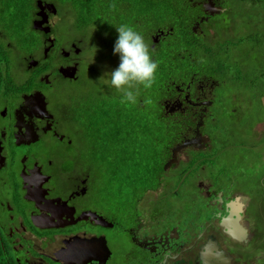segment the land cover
<instances>
[{
    "label": "flooded vegetation",
    "instance_id": "obj_1",
    "mask_svg": "<svg viewBox=\"0 0 264 264\" xmlns=\"http://www.w3.org/2000/svg\"><path fill=\"white\" fill-rule=\"evenodd\" d=\"M36 1L32 45L0 35L9 46L0 67V264H264V115L246 131L260 138V160L223 166L210 154L212 129L225 117L238 119L232 126L252 122L254 100L264 111V0L239 18L226 0H187L180 22L142 27L159 68L137 105L147 108L159 90L156 116L170 140L164 160L125 161L117 196L100 187L83 131L77 139L67 131L82 108L91 112L94 91L114 94L88 82L81 107L70 90L92 70L94 24L62 30L58 20L75 16L74 7L43 0L40 10ZM102 9L108 51L131 7L103 0ZM41 19L49 33L33 27ZM73 101L81 108L72 110Z\"/></svg>",
    "mask_w": 264,
    "mask_h": 264
},
{
    "label": "rangeland",
    "instance_id": "obj_2",
    "mask_svg": "<svg viewBox=\"0 0 264 264\" xmlns=\"http://www.w3.org/2000/svg\"><path fill=\"white\" fill-rule=\"evenodd\" d=\"M59 1V0H58ZM239 0H232V6L239 7L241 6L238 3ZM60 2V1H59ZM62 3V2H61ZM264 4V1L262 2ZM259 4H261L259 2ZM69 6L64 7L63 10H66ZM248 11V9L241 10L237 14V18L241 17V15ZM71 12L75 14V16H69L66 19L58 20V28L67 31L69 27H72L73 31H80L84 32L85 27L81 24L78 18V14L74 11V8L71 10ZM58 17V16H57ZM57 20V19H56ZM158 24L161 25L159 19ZM88 26V25H87ZM239 27H243L239 25ZM7 30V38L6 42H11L14 44H21L23 38L21 35L16 32L14 27L9 22L8 18H6L2 11H1V1H0V35L5 34L4 29ZM31 33H33L32 28L29 29ZM88 31L92 32L94 34L92 42V47L97 48V52L94 58V49H91L89 53V60L88 64L92 67V70L90 72H87L84 75L83 83H75L70 86V90L73 92H77L76 94L82 95L84 101L80 103L81 107L85 106L89 101L90 97L88 94L91 92V86L88 84V82H102L101 77L107 76V74L114 69L117 66V63L119 64V56L117 57V61L115 59V55L113 53V48H109L108 51L105 49V45L103 44V31L100 29L99 26H92L88 29ZM59 39L61 38L59 31L57 30ZM34 36V34H32ZM13 39L16 42H12L11 39ZM89 38V36H88ZM18 42V43H17ZM9 47V46H8ZM22 52H25L24 50H21ZM22 52H16V58H20L22 56ZM103 53V54H102ZM117 56V55H116ZM210 62H212V59H209ZM117 62V63H116ZM101 67H104V71L102 72V75L99 76V70ZM229 74V73H228ZM160 97V92L157 89L156 91H153L152 93L148 94L146 99H150V103L147 104V108L144 109V112L147 113V116L150 119L153 118V120L156 119V113H158V100ZM145 99V100H146ZM67 100L70 101V98H67ZM255 107L248 109V114H251L253 116V121L251 122L252 117L246 119L244 125L243 124H236V126H232V123H240L238 119H235V121H231L230 117H225V120H222L217 127H214L212 129L213 134V150L210 152V154H216L214 160H219V162L222 163V165H229L235 161L240 162L241 165L245 163V160H260V152L262 151V146H257L256 148H253L254 143H259L258 140L260 138H256V134H252L251 136H248L246 133L247 127L250 128V125L253 124L258 119V112H261L264 115V111H260L258 108L261 109L260 102L258 100H254ZM81 107L78 106L77 102L73 101V107L72 110H78ZM152 110H155L157 112H153ZM77 112V111H76ZM78 113V112H77ZM82 113V114H81ZM81 119L77 122H74L73 130H71L70 127H67L68 134L74 138L77 139L76 135L80 136L81 132L83 131L85 135L86 142H83V149L85 151V154L87 156L92 155L93 159L96 156L95 152L98 154H102L104 151V145L109 142L108 140L111 138V135L109 136L108 133H103L106 128H104L101 124H92V115L88 113L86 110L81 109ZM142 114V113H141ZM79 116L78 114H76ZM75 115V116H76ZM120 121L131 128V135L128 139V143L133 150L134 153L137 154V156H140L139 153L141 151L142 154L149 153L150 147H149V141L150 137L147 136L148 131L152 124L147 118L141 119V125H135L132 123H129L125 118L120 117ZM84 125H90V135L89 139L85 132ZM76 134V135H75ZM97 141H100L101 143L98 144ZM103 143V144H102ZM123 143V142H122ZM127 143V142H125ZM169 145V142H167L164 145L163 152H167V147ZM251 145V146H249ZM253 149H252V148ZM156 149V147H155ZM255 149V150H254ZM76 152V151H75ZM240 156H243V158H240ZM153 159V156L151 157ZM94 167H95V173L99 177V182L101 184L100 187H103L102 190L106 187L109 188L110 192L113 193L115 196H117L118 189L120 188L121 183V176L120 174L125 172L129 169L128 164L125 165L126 160H94ZM111 196V200H117V197Z\"/></svg>",
    "mask_w": 264,
    "mask_h": 264
},
{
    "label": "trees",
    "instance_id": "obj_3",
    "mask_svg": "<svg viewBox=\"0 0 264 264\" xmlns=\"http://www.w3.org/2000/svg\"><path fill=\"white\" fill-rule=\"evenodd\" d=\"M1 11L3 15L8 18L11 25L14 27L23 38L22 43L18 44L20 48L32 45L34 36L31 31V15L30 11L34 9L35 0H0ZM66 2L74 7V11L78 14L79 21L83 26L94 24L101 29L104 27V16L102 4L103 0H59ZM187 0H129L131 13L126 17L124 24L135 26L143 33L142 27L150 25L152 20L160 21L161 24L168 22H180V12ZM229 7L235 13L241 10L248 9L244 12H256L255 7L260 6L256 0H239V7L232 6V0H226ZM4 29V28H3ZM5 34L8 35L7 30L4 29ZM178 35L177 28L174 33ZM9 36V35H8ZM29 43L25 44V39ZM11 39V38H10ZM12 42H16L11 39ZM27 42V41H26ZM14 44V43H13ZM8 46L6 42L0 40V67L9 61ZM101 86L103 84L101 83ZM92 115V124H101L106 128L103 133H108L111 138L107 144L104 145V152L98 154L94 160H164L166 153L163 152L164 145L170 140L168 138L167 130L162 127L160 120H153L149 118L144 108L140 105H125L120 101L119 94L111 92L106 94L105 89L100 87L98 91H94L92 99L89 102ZM142 113V114H141ZM147 115V116H146ZM120 117L125 118L129 123L140 126L141 119L147 118L152 126L148 131L147 136L150 137L149 147L150 152L137 156L131 149L128 139L131 135V129L120 121ZM157 119V116H156ZM125 126V128H122ZM85 132L90 135V125H84ZM128 128V129H127ZM123 142V143H122ZM127 142V143H125ZM100 144V141H97ZM103 144V143H102ZM156 147V149H155ZM215 155V154H212ZM153 156V159L151 157Z\"/></svg>",
    "mask_w": 264,
    "mask_h": 264
},
{
    "label": "clouds",
    "instance_id": "obj_4",
    "mask_svg": "<svg viewBox=\"0 0 264 264\" xmlns=\"http://www.w3.org/2000/svg\"><path fill=\"white\" fill-rule=\"evenodd\" d=\"M116 26L118 35L113 53L119 56V64L101 80L119 94L122 104L131 106L138 102L141 87L151 88L159 64L154 58L152 46L141 31L129 24ZM96 52L94 46V58ZM145 102L150 103V99Z\"/></svg>",
    "mask_w": 264,
    "mask_h": 264
},
{
    "label": "water",
    "instance_id": "obj_5",
    "mask_svg": "<svg viewBox=\"0 0 264 264\" xmlns=\"http://www.w3.org/2000/svg\"><path fill=\"white\" fill-rule=\"evenodd\" d=\"M36 4H37V7L40 9V10H43L44 9V4H43V0H37L36 1ZM39 14H40V11H39ZM44 23L45 21L43 19L37 21H33V27L37 30H41V31H44L45 33H49L50 29H45L44 27ZM187 144L184 143L183 145H178L175 149H174V153H173V157L171 159V162L167 163L166 166H168L169 164H171L172 162H174L175 160H177V150H179L181 148V146H185Z\"/></svg>",
    "mask_w": 264,
    "mask_h": 264
}]
</instances>
